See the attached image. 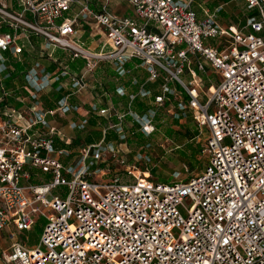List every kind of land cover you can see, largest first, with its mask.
I'll use <instances>...</instances> for the list:
<instances>
[{
    "label": "built area",
    "instance_id": "obj_1",
    "mask_svg": "<svg viewBox=\"0 0 264 264\" xmlns=\"http://www.w3.org/2000/svg\"><path fill=\"white\" fill-rule=\"evenodd\" d=\"M14 1L19 10L12 0H0V25L16 30L0 33V53H21L20 34L34 32L89 61L114 60L119 69L141 60L151 80H164L156 102L173 96L180 117L191 113L208 131L207 164L167 183L146 174L151 171L138 176L121 159L123 170L90 179L104 154L118 158L112 144L87 146L82 163L65 167L53 156V138L38 128L43 120L33 114L23 123L24 115L6 108L0 112V237L10 226L30 231L40 216L47 223L37 246L14 241L2 251L4 263L264 264V0H246L259 14L249 18L247 30L235 31L214 15L199 19L195 0H127L128 16L106 7L94 11L88 0ZM75 5L79 11L66 17ZM80 18L105 28L109 51L90 52L72 38ZM210 69L221 80L207 87L202 74ZM37 76L34 70L28 81ZM139 119L152 134L151 120ZM91 156L96 161H86ZM34 169L52 179L25 184ZM60 186L68 188L65 197L53 193Z\"/></svg>",
    "mask_w": 264,
    "mask_h": 264
},
{
    "label": "crops",
    "instance_id": "obj_2",
    "mask_svg": "<svg viewBox=\"0 0 264 264\" xmlns=\"http://www.w3.org/2000/svg\"><path fill=\"white\" fill-rule=\"evenodd\" d=\"M11 4L19 10L15 1L12 0ZM88 4L94 11L106 7L115 15L128 16L127 13L118 14L116 11L125 9L111 7L108 1L88 0ZM192 8L199 19L214 15L222 28L232 31L247 30L249 18L259 14L257 8L248 9L246 0H195ZM78 11L79 7L75 5L66 17L73 18ZM0 30V33H16L8 23L0 25ZM20 32L17 31V34ZM73 37L84 49L93 53L105 51L107 46L106 30L94 20L80 18ZM17 43L23 47L21 53L15 54L14 49L0 53V64L3 58L6 59V70L0 73V111L6 108L10 112L16 110L24 115L23 123L33 114L41 118L43 122L38 125L39 130L51 136L55 150L58 149L53 156L62 164L61 155L66 153L69 156L70 163L67 166L63 164L65 167L74 166L72 155L76 150L80 154L87 146L111 142L116 134L108 133V129L121 128L126 120L138 122L139 118L151 120L157 127L162 111L171 106L178 108V102L171 95H167L163 103L156 102V97L163 95L164 80H151L149 71L139 59L134 58L119 69V64L114 60L89 61L84 56H75L72 50L52 45L44 36L34 32H28L27 36L21 33ZM34 70L38 72L36 81L29 82L28 75ZM80 78H84V82L78 85L76 81ZM184 78L188 80L189 74L186 73ZM36 83L41 89H36ZM101 110L106 112L102 114ZM95 125L104 128L97 130L93 127ZM90 128L102 133L98 141L84 140L77 134ZM79 141L82 142L78 147L80 149L74 148L73 144ZM45 176L52 179L51 173L34 169L31 179L24 183L49 182L44 179ZM19 234L13 226L1 234L0 264H5L1 252L10 251L14 241L30 247L19 239Z\"/></svg>",
    "mask_w": 264,
    "mask_h": 264
},
{
    "label": "rangeland",
    "instance_id": "obj_3",
    "mask_svg": "<svg viewBox=\"0 0 264 264\" xmlns=\"http://www.w3.org/2000/svg\"><path fill=\"white\" fill-rule=\"evenodd\" d=\"M108 1L111 7H115L118 10L125 9V11H116L118 14L127 13L133 15V8L126 0H104ZM1 31V30H0ZM74 39V37H73ZM109 46H106L105 51H109ZM95 59L91 58L94 62ZM203 80L206 81L207 87L215 84L221 80V78L214 74L204 75ZM4 110L1 109L0 112ZM180 118V111L173 106L169 109L161 112L159 119V125L155 127L152 134H147L145 130V120L137 119L139 122H133L126 120L124 126L117 131L116 127L108 129L109 132H114L116 136L112 137V141L104 143V146L112 144L118 149V158L110 157L109 154H104L103 158L98 160L93 167L90 168L91 172L96 171L95 174L90 176V179L102 180L109 179L118 169H122L119 160L124 159L127 164L135 166V172L138 176H144V172H149L154 179H158L162 182H171L175 179H186L201 172L207 164V155L201 151L199 155V163L195 167L189 165V158L192 150L197 146L205 144V140L208 135V131L205 128L200 127L194 120L191 113L185 118ZM179 119V120H178ZM94 129L101 130L104 127L101 125L93 126ZM93 128L80 131L77 134L82 139L88 141H98L102 133L94 130ZM171 132V135L169 134ZM122 133V134H120ZM121 136L123 138H121ZM82 142H75L73 147L76 149ZM58 149L56 150L57 153ZM72 155V164L82 163L84 161L83 153L79 154V151ZM61 161L64 165H69V156L66 153L61 155ZM88 162H94L96 159L90 157L86 159ZM134 169V168H133ZM152 170L155 172L153 173ZM141 172V173H140ZM45 176L46 181L50 180ZM124 182H132L129 178H125ZM54 194H60L66 196L68 188L66 186H60L53 192ZM47 220L45 217L40 216L29 232H23L18 235L19 239L30 247L37 246L40 243V238L43 232V228L46 225Z\"/></svg>",
    "mask_w": 264,
    "mask_h": 264
},
{
    "label": "trees",
    "instance_id": "obj_4",
    "mask_svg": "<svg viewBox=\"0 0 264 264\" xmlns=\"http://www.w3.org/2000/svg\"><path fill=\"white\" fill-rule=\"evenodd\" d=\"M169 134L171 135V132H169ZM201 151H202V146H197L196 148H194L193 150H192V152H191V154H190V158H189V165L191 166V167H195V165L197 164V163H199V155H200V153H201ZM152 172L153 173H155L153 170H152Z\"/></svg>",
    "mask_w": 264,
    "mask_h": 264
},
{
    "label": "bare ground",
    "instance_id": "obj_5",
    "mask_svg": "<svg viewBox=\"0 0 264 264\" xmlns=\"http://www.w3.org/2000/svg\"><path fill=\"white\" fill-rule=\"evenodd\" d=\"M149 130H151V127H148ZM147 174V173H146Z\"/></svg>",
    "mask_w": 264,
    "mask_h": 264
}]
</instances>
